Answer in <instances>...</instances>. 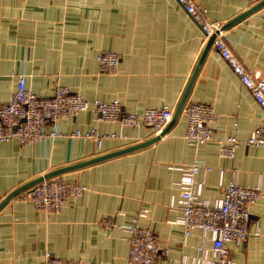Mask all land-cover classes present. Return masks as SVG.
<instances>
[{
  "label": "crops",
  "instance_id": "0c3cea01",
  "mask_svg": "<svg viewBox=\"0 0 264 264\" xmlns=\"http://www.w3.org/2000/svg\"><path fill=\"white\" fill-rule=\"evenodd\" d=\"M210 19L224 25L262 1L197 0ZM264 5L224 28V38L244 65L264 79ZM199 25L176 0H0V104L6 103L23 75L40 96L63 85L92 101L117 100L126 112L141 114L167 105L176 110L207 42ZM102 51L120 55L115 73H102L96 57ZM196 101L212 107L217 117L209 142L191 145L184 137V105ZM183 107L154 143L62 173L87 185L58 213L36 210L14 196L0 208V264H44L46 252L82 264H127L128 224L141 207L139 220L152 230L160 253L154 264H179L191 258L201 241L194 229L185 236L171 220L180 172L168 165L198 161L211 170L195 175L203 181L201 196L212 202L232 174L241 185L260 187L248 206L249 234L244 243L228 244L235 264H264V146L241 142L233 158L221 157L218 139L235 135L244 141L264 124V111L241 84L230 65L209 46ZM60 135L20 145L0 141V201L28 181L55 169L110 153L152 137L146 125L129 127L101 120L91 110L59 119ZM97 129L100 148L91 139L71 134ZM125 136V137H122ZM107 218L109 224L103 223ZM257 231V232H255ZM211 240L205 238L209 247ZM167 249V252H164Z\"/></svg>",
  "mask_w": 264,
  "mask_h": 264
},
{
  "label": "built area",
  "instance_id": "2783aa9c",
  "mask_svg": "<svg viewBox=\"0 0 264 264\" xmlns=\"http://www.w3.org/2000/svg\"><path fill=\"white\" fill-rule=\"evenodd\" d=\"M176 1L199 25L206 37L213 36V48L230 65L241 84L264 111V79L248 71L229 48L224 38V24L210 19L207 8L197 0ZM247 1L254 4L259 0ZM96 61L100 72L115 73L118 70L120 55L112 51H102L97 55ZM17 77L15 91L6 103L0 104V141L11 140L25 145L41 139L55 138L60 133L54 127L48 129V125H54L59 119L86 110H91L103 121L118 122L129 127L146 125L153 130V135L160 134L173 117V109L167 105L148 108L141 114L130 113L126 112L117 100L89 101L63 85H55L50 96H40L26 86L23 75ZM183 111L187 119L184 134L187 142L197 145L212 140V126L217 117L212 107L192 101L184 105ZM71 135L80 139H91L98 148L105 137L118 136L116 133L101 134L95 128L76 130ZM217 142L219 155L229 159L234 157L241 142L248 146L262 147L264 124L255 127L244 141L235 135H227ZM168 167L180 172L179 179L174 182L178 192L170 197L168 204L169 209L178 211L179 216L171 222L179 224L185 236L194 229L201 232L196 254L191 258L183 257L179 264H235L228 244L240 245L247 239L248 206L260 196V187L239 184L236 174L233 173L228 184L222 187L220 196L210 202L201 196L203 181H196L195 175L200 169L206 173L211 167H201L198 161L189 165L169 164ZM87 189V185L69 181L59 174L42 179L15 197L17 200L29 201L37 210L49 214L58 213L68 199L80 196ZM147 215V208L141 207L128 224L121 226L127 234L129 245L127 264H154L160 253L155 233L139 224V220ZM103 223L109 224L108 219L104 218ZM207 235L211 240L209 247L205 245ZM164 252H167V249H164ZM44 264L82 263L46 252Z\"/></svg>",
  "mask_w": 264,
  "mask_h": 264
},
{
  "label": "water",
  "instance_id": "95a60500",
  "mask_svg": "<svg viewBox=\"0 0 264 264\" xmlns=\"http://www.w3.org/2000/svg\"><path fill=\"white\" fill-rule=\"evenodd\" d=\"M264 5V0L258 2L257 4H255L254 6H252L251 8H249L247 11H245L244 13H242L241 15H239L238 17H236L235 19H233L232 21H229L228 23H226L225 25H223V28L225 27H228L229 25L233 24L234 22H236L237 20L241 19L242 17H245L247 16L248 14H250L251 12H253L254 10H256L258 7ZM212 39H213V36L209 37L208 39V42H207V45H206V48H205V51L201 57V59L199 60L196 68H195V71L187 85V88L176 108V110L174 111L173 113V117L172 119L170 120V122L167 124V126L163 129V131L158 134V135H155L154 137L146 140V141H143L141 143H137L135 145H131V146H128V147H125V148H122V149H119V150H116V151H113V152H110V153H106V154H103V155H99L97 157H94V158H91V159H88V160H85V161H82V162H79V163H76V164H73V165H69V166H66V167H61L59 169H55L53 171H50L44 175H41L39 177H36L30 181H28L27 183L21 185L20 187L16 188L15 190L11 191L9 194H7L1 201H0V208L3 207L12 197H14L16 194H18L19 192L31 187L32 185H34L35 183L39 182L40 180L44 179V178H48V177H51V176H54V175H59V174H62L64 172H67L69 170H73V169H77V168H80V167H83V166H86V165H89V164H92V163H95V162H98V161H101V160H104V159H107V158H111V157H114V156H118V155H121V154H124V153H127V152H130V151H133V150H136V149H140V148H143L145 146H148L154 142H156L167 130V127L172 124V122L177 118L178 114L180 113L182 107H183V104L186 100V97H187V94L190 90V87L192 85V82L198 72V69L200 67V64L202 62V59H203V56L205 55L206 51L208 50L209 46L211 45V42H212Z\"/></svg>",
  "mask_w": 264,
  "mask_h": 264
},
{
  "label": "rangeland",
  "instance_id": "374dc122",
  "mask_svg": "<svg viewBox=\"0 0 264 264\" xmlns=\"http://www.w3.org/2000/svg\"><path fill=\"white\" fill-rule=\"evenodd\" d=\"M166 126H167V125H166ZM154 136H155V135H154ZM54 176H56V175H54ZM51 177H52V176H51ZM40 181H41V180H40ZM29 188H30V187H29ZM27 189H28V188H27ZM25 190H26V189H25ZM23 191H24V190H23ZM21 192H22V191H21ZM19 193H20V192H19ZM19 193H18V194H19ZM16 195H17V194H16ZM16 195H15V196H16ZM12 198H13V197H12ZM12 198H11V199H12ZM34 208H35V207H34ZM35 209H36V208H35ZM36 210H37V209H36ZM39 211H41V210H39Z\"/></svg>",
  "mask_w": 264,
  "mask_h": 264
}]
</instances>
